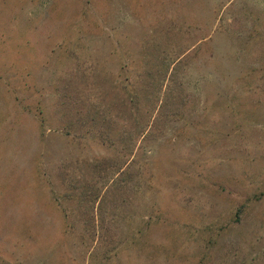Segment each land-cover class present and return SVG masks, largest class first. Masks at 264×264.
<instances>
[{"label":"rangeland","instance_id":"1","mask_svg":"<svg viewBox=\"0 0 264 264\" xmlns=\"http://www.w3.org/2000/svg\"><path fill=\"white\" fill-rule=\"evenodd\" d=\"M166 37L192 107L138 157L139 192L84 214L61 171L114 152L66 132L60 85L79 65L117 81ZM207 243L264 264V0H0V264H193Z\"/></svg>","mask_w":264,"mask_h":264},{"label":"trees","instance_id":"2","mask_svg":"<svg viewBox=\"0 0 264 264\" xmlns=\"http://www.w3.org/2000/svg\"><path fill=\"white\" fill-rule=\"evenodd\" d=\"M164 41V45L144 44L139 48L134 57L138 64L121 66L117 81L108 79L110 73L99 65H79L60 85V121L66 132L95 137L114 152L112 158L89 163L86 177L79 181L68 175L67 166L61 171L62 198L73 202L84 214H95V209L107 203L108 194L139 192L148 164L138 157L165 134L169 123L183 118L192 107L177 77L187 55L173 48L171 38ZM210 245L205 244L204 252L193 264H236L222 259L211 261V249L216 244ZM255 262L251 259L240 264Z\"/></svg>","mask_w":264,"mask_h":264}]
</instances>
